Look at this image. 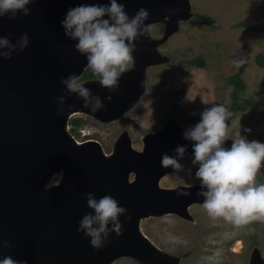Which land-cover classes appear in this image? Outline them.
Segmentation results:
<instances>
[{
  "label": "water",
  "instance_id": "water-1",
  "mask_svg": "<svg viewBox=\"0 0 264 264\" xmlns=\"http://www.w3.org/2000/svg\"><path fill=\"white\" fill-rule=\"evenodd\" d=\"M118 2L124 3L129 17L139 8L147 9V26L161 20L162 37L175 30L177 19L188 15L187 0ZM81 3L107 4L108 0H34L28 5L29 15L0 18V36L12 43L22 33L30 38V45L14 52L11 59L0 58V244L11 243V247H0V258L11 255L26 264H107L116 256L130 255L142 264H176L174 256L139 232L138 220L169 211L188 217L187 205L203 201L197 195L199 183L158 184L159 177L171 170L161 166L162 154L175 156L177 145H186V153H192V142L183 138L184 131L167 119L158 130L142 136L139 149L131 146L123 131L111 152L104 154L97 140L76 143L65 129L74 111L100 120L121 115L143 88V66L163 61L164 56L153 48L157 41L147 31L134 41V67L121 75L115 92L101 87L96 77L81 81L100 96L104 108L92 112L83 107L82 100L69 95L64 110L58 112L54 98L64 94L61 78L77 76L87 63L60 24L66 11ZM231 143L228 139L224 146ZM59 171V177L50 181ZM180 190L189 195H177ZM88 192L97 198L109 194L128 209L119 217L123 234L111 232L100 250L93 249L90 238L77 231L79 220L91 211L86 205ZM126 216L130 217L127 221ZM248 264H264L256 247Z\"/></svg>",
  "mask_w": 264,
  "mask_h": 264
},
{
  "label": "rangeland",
  "instance_id": "rangeland-1",
  "mask_svg": "<svg viewBox=\"0 0 264 264\" xmlns=\"http://www.w3.org/2000/svg\"><path fill=\"white\" fill-rule=\"evenodd\" d=\"M187 2L188 15L177 19L175 30L167 36L162 37L161 20L148 25V32L157 41L153 48L164 60L143 66V88L121 115L110 120H100L84 111L69 115V118H82V123L72 132L77 141L95 139L108 154L123 131L137 149L142 136L158 130L167 119L175 121L184 131L199 122L200 113L213 103L223 104L229 110L231 84H226V77L232 73L244 81L240 95L264 102V65L259 63L264 62V0ZM195 13L208 15L212 23H202ZM239 20L250 25H235ZM199 54L205 67L184 62ZM75 77L79 82L84 80L81 73ZM231 113L227 121L229 136L239 132L249 141L264 143V115L251 107ZM192 158V153H186L179 161L185 170L175 172L171 168L159 177L158 184L199 183L194 176L198 165L191 163ZM59 174L60 171L53 175L55 180ZM257 181L264 183V168L258 173ZM202 202L187 205L188 217L172 211L141 216L138 228L155 247L174 256L176 264H248L254 247L264 258V222L236 227L223 220H212ZM107 264L142 263L130 255H119Z\"/></svg>",
  "mask_w": 264,
  "mask_h": 264
},
{
  "label": "clouds",
  "instance_id": "clouds-1",
  "mask_svg": "<svg viewBox=\"0 0 264 264\" xmlns=\"http://www.w3.org/2000/svg\"><path fill=\"white\" fill-rule=\"evenodd\" d=\"M33 2L0 0V18L7 16L12 20L17 13L27 16L30 14L28 5ZM149 15L147 9L139 8L129 17L124 3L108 0L107 4L81 3L71 7L60 24L65 36L76 41L75 50L86 56L88 66L98 77L100 86L115 92L121 75L134 67V41L146 35L148 26L144 21ZM29 45L27 33H22L16 43H12L9 37L0 36V58L11 59L14 52L23 51ZM60 82L64 86V94L54 98L58 112L64 110L69 95L82 100L83 107L92 112L105 107L100 96L93 94L74 75L62 77ZM231 117L232 113L225 105L213 103L200 113L199 122L185 129L182 135L192 142L191 163L198 165L194 176L200 184L197 195L203 196L202 207L208 217L242 227L255 221L264 222V183L257 181L258 173L264 168V143L249 141L239 132L229 136L227 121ZM228 139L232 140L231 146L225 147ZM186 149V145H177L173 149L175 156L162 154L161 166L171 167L175 172L184 171V165L179 161L185 157ZM187 171L191 174L190 168ZM177 195L188 196L189 193L180 190ZM86 205L91 211L79 220L77 231L90 238L93 249L100 250L111 232L114 231L117 236L123 234L119 217L128 209L122 207L113 196L105 194L97 198L94 192L86 193ZM128 219L130 217L126 216L125 220ZM0 247H11V243L3 241ZM0 264L26 262L4 255L0 258Z\"/></svg>",
  "mask_w": 264,
  "mask_h": 264
},
{
  "label": "trees",
  "instance_id": "trees-1",
  "mask_svg": "<svg viewBox=\"0 0 264 264\" xmlns=\"http://www.w3.org/2000/svg\"><path fill=\"white\" fill-rule=\"evenodd\" d=\"M194 16L197 20L201 21L204 24L209 25L212 23V20L208 15L195 13ZM235 25L248 27L250 24H248L243 20H239L236 22ZM258 57H261V55ZM184 62L188 65L205 67V62L200 54L196 55L193 58L186 59ZM259 63L264 65V62L262 61L261 62L259 61ZM81 76L83 79L96 77L92 73L88 65L82 69ZM226 84H231V89L229 91L230 101L228 104V108L231 112L241 111L247 107H251L254 111L258 112L261 115H264V102L260 100H254L251 98L243 97L242 95L239 94V91L244 87V81L240 78V76L237 73H232L227 75ZM67 123H68V131L72 134L74 128L82 123V118L79 116H75L72 118L68 117ZM52 180H54V177H52L50 181Z\"/></svg>",
  "mask_w": 264,
  "mask_h": 264
},
{
  "label": "bare ground",
  "instance_id": "bare-ground-1",
  "mask_svg": "<svg viewBox=\"0 0 264 264\" xmlns=\"http://www.w3.org/2000/svg\"><path fill=\"white\" fill-rule=\"evenodd\" d=\"M71 113H73V112H71ZM65 129H67V122H66V125H65ZM71 136V138L76 142V143H79V141H77L74 137H73V135L71 134L70 135ZM105 154V153H104ZM143 236H145L146 237V235L142 232V231H139ZM147 238V237H146Z\"/></svg>",
  "mask_w": 264,
  "mask_h": 264
},
{
  "label": "built area",
  "instance_id": "built-area-1",
  "mask_svg": "<svg viewBox=\"0 0 264 264\" xmlns=\"http://www.w3.org/2000/svg\"><path fill=\"white\" fill-rule=\"evenodd\" d=\"M67 127H68V124H67Z\"/></svg>",
  "mask_w": 264,
  "mask_h": 264
},
{
  "label": "flooded vegetation",
  "instance_id": "flooded-vegetation-1",
  "mask_svg": "<svg viewBox=\"0 0 264 264\" xmlns=\"http://www.w3.org/2000/svg\"><path fill=\"white\" fill-rule=\"evenodd\" d=\"M161 29H162V26H161Z\"/></svg>",
  "mask_w": 264,
  "mask_h": 264
}]
</instances>
